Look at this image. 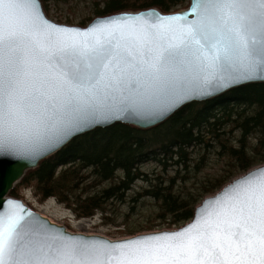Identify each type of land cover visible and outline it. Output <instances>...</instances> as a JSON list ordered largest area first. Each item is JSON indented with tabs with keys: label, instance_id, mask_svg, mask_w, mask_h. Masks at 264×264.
<instances>
[{
	"label": "snow or ice",
	"instance_id": "1",
	"mask_svg": "<svg viewBox=\"0 0 264 264\" xmlns=\"http://www.w3.org/2000/svg\"><path fill=\"white\" fill-rule=\"evenodd\" d=\"M193 11L198 21L186 25L172 24L180 15L158 17L159 26L118 35L100 24L86 32L54 25L35 0H0V148L66 131L114 92L138 85L179 87L191 74L214 77L232 67L245 69L241 78L259 72L264 79V0H196ZM229 193L202 229L152 237L170 242L133 248L115 264H264V173ZM23 235L19 218L0 215V264H113L86 244L36 233L21 242Z\"/></svg>",
	"mask_w": 264,
	"mask_h": 264
},
{
	"label": "trees",
	"instance_id": "2",
	"mask_svg": "<svg viewBox=\"0 0 264 264\" xmlns=\"http://www.w3.org/2000/svg\"><path fill=\"white\" fill-rule=\"evenodd\" d=\"M49 1L58 0H40L44 12ZM186 4L103 0L93 11L96 18L153 8L167 14ZM263 164L264 84H251L186 105L149 130L115 124L75 138L27 172L10 196L20 199L19 188L31 187L77 219L99 214L109 224L149 209L144 226L126 230L134 235L180 227L203 198Z\"/></svg>",
	"mask_w": 264,
	"mask_h": 264
},
{
	"label": "water",
	"instance_id": "3",
	"mask_svg": "<svg viewBox=\"0 0 264 264\" xmlns=\"http://www.w3.org/2000/svg\"><path fill=\"white\" fill-rule=\"evenodd\" d=\"M39 6V12L49 22L54 25L86 32L95 25H105L106 32L114 31L118 35H134L140 28L159 26L161 24L158 17H171L180 15L184 19L172 22L173 25H186L191 21H198V11H193L196 0H188L185 8L170 13H162L158 9H148L144 11H126L106 17L95 18L85 27H75L63 25L50 20L42 7L40 0H35ZM140 16L144 19L140 21L125 20L124 17ZM109 21L115 23L108 24ZM232 22L228 21L230 25ZM155 31V28H152ZM205 30L208 24L205 22ZM169 36H179V31L168 33ZM245 69L242 67H232L227 71L218 72L214 77L205 78L191 74L182 86L159 89L146 85H138L133 90H122L114 92L108 99L103 100L98 110L90 115L72 119L66 131L59 134L53 131L45 132L39 137L26 138L16 143L14 146L0 148V215L7 218L14 215L19 218L20 225L23 226L27 235H23V240L29 239L33 233L43 235L51 242H70L73 244H86L100 253V259L120 258L121 253L128 252L133 248L144 247L156 244H165L170 241L161 239L152 240V237L167 238L173 234L183 232L191 226L196 225L197 230L204 227L208 212L218 209L216 201L227 199L229 189L235 188L241 181L248 178L260 179V174L264 173V164L251 168L247 172L233 178L212 195L203 198L194 208L190 221L172 230H161L138 234L129 238L111 240L100 235H86L72 233L68 229L54 223L47 217L37 213L20 199L9 196V193L20 184L27 172L38 168L39 163L45 159L59 153L73 139L91 133L96 129H106L115 124L132 126L139 130H149L157 127L173 114L186 105L192 103H204L215 99L234 89L251 85L264 84V79L241 78L240 74ZM133 241H140L138 245ZM114 245H126L125 248H113Z\"/></svg>",
	"mask_w": 264,
	"mask_h": 264
},
{
	"label": "rangeland",
	"instance_id": "4",
	"mask_svg": "<svg viewBox=\"0 0 264 264\" xmlns=\"http://www.w3.org/2000/svg\"><path fill=\"white\" fill-rule=\"evenodd\" d=\"M102 1L103 0L49 1L47 2V10L45 11V14L50 20L56 23L83 28V25L87 26L96 18L93 11L94 2L101 3ZM187 5L188 4L175 11L185 8ZM18 194L20 200L26 203L34 211L47 217L54 223L65 226L68 231L72 233L100 235L111 240L124 239L138 234L147 233V231H140L139 233L130 235L126 230L132 227L144 226L145 222L150 217L149 214L151 212L149 209L141 210L135 213L132 217L129 216L127 219L120 217L116 219L113 224H109L105 223L99 214H96L91 219H77L71 211L64 206L57 204L54 198L43 200L41 197H38L31 187L19 188ZM120 215L123 216V213ZM176 228L177 227L169 229L165 227L155 228L150 232L172 230Z\"/></svg>",
	"mask_w": 264,
	"mask_h": 264
}]
</instances>
